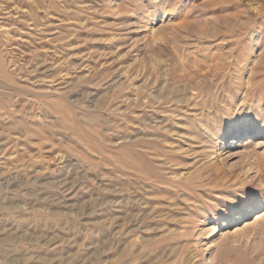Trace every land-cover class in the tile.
Instances as JSON below:
<instances>
[{"label":"rangeland","instance_id":"374dc122","mask_svg":"<svg viewBox=\"0 0 264 264\" xmlns=\"http://www.w3.org/2000/svg\"><path fill=\"white\" fill-rule=\"evenodd\" d=\"M0 264H264V0H0Z\"/></svg>","mask_w":264,"mask_h":264},{"label":"bare ground","instance_id":"6f19581e","mask_svg":"<svg viewBox=\"0 0 264 264\" xmlns=\"http://www.w3.org/2000/svg\"><path fill=\"white\" fill-rule=\"evenodd\" d=\"M244 130L245 127H243ZM242 128L238 127L235 130V133H242ZM216 137V135H215ZM260 201L254 200L250 202H245L239 205L236 208L231 209L228 211L223 217L219 218L217 223V226L213 227V229H210V237L214 238L217 236V230H220L221 233L223 234L227 228L234 224H238L241 221H245L248 218H250L252 215L258 212L260 209ZM220 228V229H219ZM219 231V232H220ZM225 234V233H224Z\"/></svg>","mask_w":264,"mask_h":264}]
</instances>
